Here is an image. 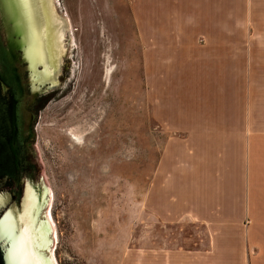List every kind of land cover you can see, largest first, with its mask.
Returning <instances> with one entry per match:
<instances>
[{"label":"rangeland","instance_id":"374dc122","mask_svg":"<svg viewBox=\"0 0 264 264\" xmlns=\"http://www.w3.org/2000/svg\"><path fill=\"white\" fill-rule=\"evenodd\" d=\"M176 1L52 0L69 26L70 75L28 109L35 140L27 153L50 192L54 264H264L244 226L164 216L181 214L192 182L167 178L183 168L175 160L184 144L166 125L159 93L174 73L165 44L149 51L146 43L179 28L188 7ZM244 6L214 10L240 12L241 21Z\"/></svg>","mask_w":264,"mask_h":264},{"label":"crops","instance_id":"0c3cea01","mask_svg":"<svg viewBox=\"0 0 264 264\" xmlns=\"http://www.w3.org/2000/svg\"><path fill=\"white\" fill-rule=\"evenodd\" d=\"M231 1L177 0L188 7L175 23L179 28L160 30L157 42L146 43L149 51L165 44L174 73L159 93L166 125L184 153L175 160L182 171L167 178L192 182L181 214L164 216L209 228L244 226L264 253V8L258 6L264 0H238L247 21L229 8L215 12L216 2ZM199 202L203 207L196 208Z\"/></svg>","mask_w":264,"mask_h":264},{"label":"water","instance_id":"95a60500","mask_svg":"<svg viewBox=\"0 0 264 264\" xmlns=\"http://www.w3.org/2000/svg\"><path fill=\"white\" fill-rule=\"evenodd\" d=\"M68 30L52 0H0V264H53L50 192L25 144L29 106L69 78Z\"/></svg>","mask_w":264,"mask_h":264},{"label":"flooded vegetation","instance_id":"af4514ba","mask_svg":"<svg viewBox=\"0 0 264 264\" xmlns=\"http://www.w3.org/2000/svg\"><path fill=\"white\" fill-rule=\"evenodd\" d=\"M38 103V101H37V98H36V101L31 105V106H29V111L30 110H32V108L33 107H35L36 108V104ZM31 112V111H30ZM32 114V113H31ZM32 126H33V121H32V124H31V129H32ZM27 145H28V143L27 144H25V150L27 151Z\"/></svg>","mask_w":264,"mask_h":264},{"label":"bare ground","instance_id":"6f19581e","mask_svg":"<svg viewBox=\"0 0 264 264\" xmlns=\"http://www.w3.org/2000/svg\"><path fill=\"white\" fill-rule=\"evenodd\" d=\"M47 218V217H46ZM47 220H48V218H47ZM48 222H49V220H48ZM49 224H50V222H49ZM51 225V224H50ZM52 227V226H51ZM53 230V229H52ZM52 235H53V232H52ZM54 238V237H53ZM54 240V239H53ZM51 251H52V249H51ZM51 251H50V253H51ZM50 253H49V257H50ZM50 259H51V257H50ZM52 260V259H51ZM52 262H53V260H52ZM53 264H54V262H53Z\"/></svg>","mask_w":264,"mask_h":264},{"label":"snow or ice","instance_id":"6c2138e0","mask_svg":"<svg viewBox=\"0 0 264 264\" xmlns=\"http://www.w3.org/2000/svg\"><path fill=\"white\" fill-rule=\"evenodd\" d=\"M49 264H50V262H49Z\"/></svg>","mask_w":264,"mask_h":264}]
</instances>
